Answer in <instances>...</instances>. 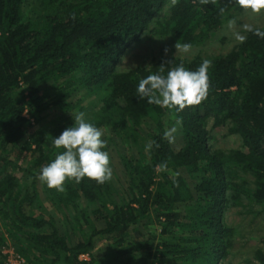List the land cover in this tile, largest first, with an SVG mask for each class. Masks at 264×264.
I'll list each match as a JSON object with an SVG mask.
<instances>
[{
    "label": "trees",
    "instance_id": "trees-1",
    "mask_svg": "<svg viewBox=\"0 0 264 264\" xmlns=\"http://www.w3.org/2000/svg\"><path fill=\"white\" fill-rule=\"evenodd\" d=\"M25 1L0 0V264L8 239L30 264H222L237 232L226 209L264 205V38L247 31L223 54L161 55L126 70L117 63L148 29L192 45L242 8L235 0H34L27 13ZM205 59L210 89L200 105L176 111L137 96L140 79L162 63L170 61L166 75L180 64L195 71ZM81 87L97 94L93 110L80 105L91 113L86 120L130 146L139 133V155L122 156V188L85 177L66 180L61 193L42 182L62 217L27 211L26 203L43 206L38 176L65 151L53 141L74 125L69 96ZM51 106L62 109L52 124L44 122ZM170 116L182 131L178 149L163 138ZM210 118L228 124L243 147L212 148ZM147 121L153 127L144 133ZM152 141L160 147L146 151ZM145 219L159 222V232L139 224ZM254 253L264 264V247Z\"/></svg>",
    "mask_w": 264,
    "mask_h": 264
},
{
    "label": "rangeland",
    "instance_id": "rangeland-1",
    "mask_svg": "<svg viewBox=\"0 0 264 264\" xmlns=\"http://www.w3.org/2000/svg\"><path fill=\"white\" fill-rule=\"evenodd\" d=\"M33 3L34 0L25 1L23 6L24 11L29 13V10L33 8ZM165 10L160 12L159 15H163ZM232 20H234L235 23L229 26V21ZM153 24H155V22H153ZM244 25H250L251 27L264 25V9H262L259 14L252 13L250 10L245 9L235 12L232 16L227 18L222 26L213 34L207 36L200 43L192 44L190 51L187 53L177 51L174 46L177 40L171 34H158L156 31L148 29L139 40L133 42L126 48L117 63V68L126 70L137 65H150L161 55H177L191 58L197 54L210 57L212 55L226 53L239 43L236 39L237 33L246 36L247 31H245ZM165 48L168 49L166 54L164 51ZM96 99L97 94L88 93L84 87L75 89L69 96V101L74 104L70 110L81 112L80 105L88 107L89 110H93L95 108L94 101H96ZM89 110L87 113L86 111L82 112H84L86 116H91ZM47 111L48 115L45 117L44 122L52 124L53 118L56 114L61 113L62 109L57 106H51ZM178 122V120L171 116L167 117L165 120L166 130L173 126L177 128V132L175 133L176 139L175 142L172 143L175 149H178L183 144L182 131ZM143 126L145 130L144 133H147L150 128L153 127V123L151 121L143 122ZM207 128L210 130L208 141L212 148L229 149L232 147H243L241 136L231 132L228 129V124L215 125L213 119L210 118L207 122ZM99 129L103 131V136L106 137V141L108 142V147L104 151L109 153L110 167L113 171V176L110 181L116 187L122 188L126 183L122 156L125 155V153L139 155L142 139L139 133L136 134L133 132L135 133L133 137L134 143L133 146H130L128 141L122 140L118 135H112V137L106 136V134L108 135L109 131H111L110 126L103 125L99 127ZM251 178L253 179V177ZM39 187V198L43 200V206L38 207L36 203H26L25 209L36 214L43 213L49 215L52 213L61 218L63 215L62 211L54 207L52 202L45 195L43 183L41 181L39 182ZM225 215L226 221L237 227V232L232 249L222 260V264H258L254 251L258 246L264 247V205L259 203H251L249 205L231 204V206L226 209ZM59 218L57 217L58 221H60ZM139 224H146L147 230L151 232H159L160 230V223L156 220L145 219ZM60 226L62 227V225ZM104 243V239L98 240L94 251L98 254L102 253L103 250H100V248ZM7 249H12L22 254L17 250L16 242L13 239H8V243L3 248V251H7ZM86 255L88 256L87 258H90L88 253H86ZM6 256L3 257L4 260ZM24 257L27 260L26 256ZM81 257L85 256L82 255ZM27 263L30 264L28 260Z\"/></svg>",
    "mask_w": 264,
    "mask_h": 264
},
{
    "label": "clouds",
    "instance_id": "clouds-1",
    "mask_svg": "<svg viewBox=\"0 0 264 264\" xmlns=\"http://www.w3.org/2000/svg\"><path fill=\"white\" fill-rule=\"evenodd\" d=\"M178 2L179 0H171V5L175 6ZM210 2L212 0H200L201 4ZM235 3L242 9L250 10L255 14L261 13L264 9V0H235ZM234 23V20L229 21V26ZM244 29L264 38V31L259 28L244 25ZM236 39L243 43L246 37L237 33ZM174 46L177 51L184 53L189 52L192 47L189 43L181 44L179 41ZM164 51L166 54L168 49L165 48ZM167 62L170 61L165 63ZM165 63L161 64L158 73L140 79L136 89L139 99L146 98L149 104L176 111L198 106L207 99L210 89L208 72L212 65L210 60L205 59L195 71L188 70L180 64L164 75L163 65ZM73 120L74 125L66 128L53 141L56 149L63 148L65 151L57 154L50 163L43 166L38 176V179L46 183L50 189L61 193L66 191L65 181L68 179H74L76 183H80L83 178L87 177L99 184H104L113 176L109 153L102 150L107 147V141L102 139L103 131L88 122L82 111L75 113ZM176 132V126H173L163 133V138L170 144L174 143ZM153 146L160 147L158 143L152 141L146 145V151L151 150ZM166 168V163L157 166L158 171Z\"/></svg>",
    "mask_w": 264,
    "mask_h": 264
},
{
    "label": "built area",
    "instance_id": "built-area-1",
    "mask_svg": "<svg viewBox=\"0 0 264 264\" xmlns=\"http://www.w3.org/2000/svg\"><path fill=\"white\" fill-rule=\"evenodd\" d=\"M4 252L7 253V256L3 264H28L25 257L20 253L15 252L12 249H7V251L5 250ZM82 255H84L85 257H81ZM80 257L87 258L88 256L86 255V252H85V253H81Z\"/></svg>",
    "mask_w": 264,
    "mask_h": 264
}]
</instances>
